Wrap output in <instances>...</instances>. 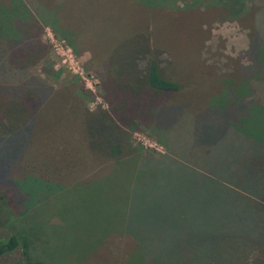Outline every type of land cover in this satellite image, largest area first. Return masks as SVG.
I'll return each instance as SVG.
<instances>
[{
  "label": "rangeland",
  "instance_id": "1",
  "mask_svg": "<svg viewBox=\"0 0 264 264\" xmlns=\"http://www.w3.org/2000/svg\"><path fill=\"white\" fill-rule=\"evenodd\" d=\"M169 1L129 0L131 9L123 12L113 4L110 10L115 15L120 10L123 42L142 23H148L163 76L183 88L176 101L192 102L191 112L197 114L194 117L197 124L189 134L184 128L176 134L183 143L180 147L189 153L180 151L178 159L190 161L193 172L172 159L159 158L165 151L143 127L138 131L124 129L133 151L120 161L92 152L84 120L75 112L86 115L87 111L98 109L110 111V106L99 78L102 71L83 65L88 63L90 53L82 51L78 55L72 50L68 43L71 36L60 22L69 26L76 22L80 32L88 31L79 8L70 3L63 8L60 0V4L57 0H0V34L15 35L16 40L37 39L43 45L44 55L27 71L44 83L47 92L29 130L20 131L16 138L7 141L6 137L0 138V242L13 237L18 243L12 251L0 253V264H170L164 255L149 258L150 250L146 258L139 257L135 242L124 232L135 227L159 238L157 244L166 240L184 244L192 232L207 234L208 220L211 222L223 211V202L215 205L207 195L199 196L203 194L200 186L205 182L206 189H214L215 182L207 174L208 166L212 173L215 153L231 142L228 137L223 138L229 129L223 118L229 111L220 118L211 116L212 121L203 115V108L209 98L219 99L223 90L238 91V84L246 78L252 77L249 84L253 94L264 92V83L261 85L257 80L259 68L246 70L253 67V59L245 54L254 31L253 10H246L239 19H223L224 13L207 6V0H202L201 8L189 5L169 8ZM115 19H111V27H117ZM26 23L33 24L32 28ZM65 44L71 48L77 64L74 62L72 69L61 63L55 50ZM95 52L98 53L97 48ZM77 70L82 71L83 79L74 73ZM247 109L257 114L254 105H248ZM259 118L262 120L258 123L249 124L250 138L242 139L246 151L256 145L253 142L264 145V117L259 114ZM215 143L220 146L213 150ZM201 156L205 158L203 161ZM203 164L206 172L198 174ZM139 172L142 178L155 177V180L142 182L147 191L134 198L140 185L139 182L137 187L134 185ZM130 194L134 198L132 206L141 214L138 216L137 211L131 210L128 220L124 209L128 207ZM183 194L192 195L194 200L195 211L192 210L190 219L196 223L205 218L206 222L189 230L175 220L164 224V220L154 216L150 221L151 214L166 203L170 205L172 218L180 215L182 207L174 203ZM165 232L169 233L162 241Z\"/></svg>",
  "mask_w": 264,
  "mask_h": 264
},
{
  "label": "trees",
  "instance_id": "2",
  "mask_svg": "<svg viewBox=\"0 0 264 264\" xmlns=\"http://www.w3.org/2000/svg\"><path fill=\"white\" fill-rule=\"evenodd\" d=\"M185 1L187 0H170L168 7L183 8L189 5L201 8L203 4L202 0ZM113 4L121 7L123 12L132 5L126 0H117L109 6L102 4L101 8L88 13L94 14L93 18H88L92 26H87L88 22L84 21L85 28L98 36L99 42L94 45L100 51L98 53L100 60H90L88 64L102 71L99 78L106 96L105 100L110 106V111L98 109L96 112L87 111L86 115L78 110L75 112L81 116L82 121L84 120L88 148L106 159L120 161L133 151L127 144L129 136L124 129L130 127L138 131L143 127L155 136V143L165 151L159 158L172 159L170 161L193 172L190 161L186 158L178 159L180 151L186 155L189 153L185 147H180L179 144L183 143L177 139L176 134L183 128L189 134L197 124L194 120L197 114L191 112L192 102L176 101L177 94L183 88L180 83L163 76L157 61V46L151 42L152 30L149 29L148 23H142L124 39L125 42L122 41L123 29L120 27L121 18H118L120 10H116L115 15L114 10H110ZM206 5L224 13L223 19H239L244 16L246 10H253L251 15L255 22L254 31L250 35L249 47L245 52L253 59L251 61L253 67L249 66L246 70L250 72L257 66L259 68L257 80L262 85L264 0H207ZM114 17L117 18L115 19L117 27H111L113 23L111 19L114 20ZM75 23L74 27L80 29ZM29 25L31 24L26 23V26ZM32 26L33 24L30 27ZM8 36L0 34V138L6 137V141L16 138L20 131L25 133L29 130L31 121L47 96L44 83L27 71L31 64L44 55L43 45L37 39L16 40L15 35ZM141 60L146 62L141 64ZM97 62L101 65H95ZM100 67L104 69L100 70ZM254 70L256 71V68ZM251 79L252 77L245 79L247 84L245 80L240 82L237 86L238 91H234L233 88L230 93L223 90V95L219 96V99L209 98L206 107L203 108L205 112L203 115H208L205 117L220 118L229 111L228 116L223 118L229 123V125L227 123L229 129L227 131L225 129L228 135L223 138L228 137L231 142L228 146L220 147L221 149L215 153L212 173L208 166L207 174H210L212 181L215 182L214 189L213 187L212 190L206 189L205 182L202 187L200 186L203 194L199 196L204 198L207 195L209 201L211 199L215 205L223 202L225 204L223 211H220L216 215L217 218L211 222L208 220L207 234H194L191 231L193 235L184 244L176 245L174 241H163L169 232L163 233V242L157 244L159 238L151 233L146 234L135 227L132 231L126 230L124 233L135 242L139 257L146 258L147 251L150 250L149 258L164 255L170 264H264V145L253 142L256 145L246 151L242 144L244 136L250 138L249 124L262 120L259 114L264 117V92L253 94V87L249 84L252 83ZM251 104L254 105L257 114L247 109ZM217 146L220 145L215 143L212 149L216 150ZM201 158L202 161L205 159L202 156ZM204 170L205 165L197 173L204 174L206 172ZM140 172L139 179L134 181L136 187L138 182L140 183L134 198L139 193L145 195L147 189L141 186L142 182L155 180V177L154 180L147 176L142 178ZM229 177L230 181H227ZM191 179L192 177L190 182ZM132 195L130 194L128 207L124 209L128 220L131 210L135 213L137 211V207L134 209L132 206L134 201ZM176 203L182 207L180 215L172 218L170 205L167 206L166 203L164 208L158 207L151 214L150 221L154 216L157 220H164V224L175 220L189 230H195L201 223L207 221L203 218L194 223L190 219L192 210L195 211L192 195L187 197L183 194L174 205ZM173 210L175 211V206ZM214 211L215 209L212 212ZM137 213L138 216L141 214L139 211ZM17 245L16 240L9 237L0 242V253L12 251ZM22 246L25 247V242Z\"/></svg>",
  "mask_w": 264,
  "mask_h": 264
},
{
  "label": "crops",
  "instance_id": "3",
  "mask_svg": "<svg viewBox=\"0 0 264 264\" xmlns=\"http://www.w3.org/2000/svg\"><path fill=\"white\" fill-rule=\"evenodd\" d=\"M57 1H58V4H60L59 0H57ZM60 1L62 3H64L63 8L65 6V3H70V4L74 5L76 8H79L78 13L82 17V20H84L85 22H88V20H89L88 18L94 17V14H88L89 12L93 13L96 9L101 8L102 4H104V5L106 4L107 6H109L110 3H114L117 0H60ZM126 1L129 2V0H126ZM58 15L60 16V20H61L62 11H59ZM66 18L73 19L72 17H66ZM60 22L64 27L67 28L69 35L71 36L70 41H68V40L67 41H68L70 47L72 48V50L76 54L82 55L83 54L82 51H85V52H89L91 55V56H89L88 61L100 60V58H99L100 54L98 55V53H100V51L98 50V53H96L95 52L96 45H94V44L99 42L97 34H94L91 31L90 32H88V31L80 32V29H76V28L69 29V28L74 26V23H72L69 26L68 24L65 23V21L62 23V20H61ZM89 22H91V20H89ZM89 22H88L87 26H92V24H91L92 22L91 23H89ZM85 27H86V25H85ZM78 52H80V53H78ZM87 64L88 63H83L84 66H86ZM95 65H101V63L97 62Z\"/></svg>",
  "mask_w": 264,
  "mask_h": 264
},
{
  "label": "built area",
  "instance_id": "4",
  "mask_svg": "<svg viewBox=\"0 0 264 264\" xmlns=\"http://www.w3.org/2000/svg\"><path fill=\"white\" fill-rule=\"evenodd\" d=\"M62 43L64 42L62 41ZM55 50L57 51L56 53L59 59L61 60V63L62 64L66 63L68 65V68L72 69V64H74L75 61L73 60L74 55L72 53L71 48L67 44H65L63 48L55 47ZM74 73H76V75H78L81 79H83L81 70H77ZM89 89H90V86H89Z\"/></svg>",
  "mask_w": 264,
  "mask_h": 264
}]
</instances>
